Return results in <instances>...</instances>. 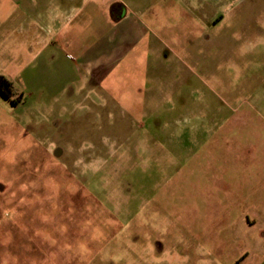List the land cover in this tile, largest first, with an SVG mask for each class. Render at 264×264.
<instances>
[{"label":"rangeland","instance_id":"obj_1","mask_svg":"<svg viewBox=\"0 0 264 264\" xmlns=\"http://www.w3.org/2000/svg\"><path fill=\"white\" fill-rule=\"evenodd\" d=\"M0 77V264H264V0H0Z\"/></svg>","mask_w":264,"mask_h":264},{"label":"crops","instance_id":"obj_2","mask_svg":"<svg viewBox=\"0 0 264 264\" xmlns=\"http://www.w3.org/2000/svg\"><path fill=\"white\" fill-rule=\"evenodd\" d=\"M123 6H124V8H125V10L127 9V6L124 4V3H121ZM111 6H112V3L110 4L109 3V6H108V14L110 15V18H111V20H114V19H112V12H111ZM58 7V6H57ZM56 10V9H55ZM54 9H51V14H49V12L48 13H41L40 14V17L41 18H43V19H45V17H46V19L48 20L49 19V15L51 16L50 17V19H51V21L52 22H54V21H56L57 20V12L55 11ZM125 15H126V12L124 11L123 12V14H122V19L123 18H125ZM70 15L69 14H67V15H65V18H64V20H62L63 21V23L66 25L67 23L69 24V22L71 21L70 20ZM43 22V21H42ZM32 31H35L36 30V28H37V30H38V27L36 26L35 27V25H32ZM65 31L67 32V30L65 29V28H63L62 29V27H58V29H57V33H55V35H57V36H55V37H57V38H60V36H62V37H64L65 36ZM53 38V37H52ZM52 38H51V40H50V42H47V44H49V45H51L50 43H52ZM54 40V39H53ZM91 63H93V62H91ZM90 63V65L92 66V64ZM90 66V68H91V73L92 72H94L95 70H97V69H102V67H104V65H98V66H96V67H91ZM114 68V67H113ZM113 70V69H112ZM114 71V70H113ZM113 71H111V69H109V74H108V76L110 75V74H112L113 73ZM90 73V75L92 76V74ZM107 76V77H108ZM106 77V78H107ZM105 78V79H106ZM105 79H104V81H105ZM101 81V80H100ZM92 82V81H91ZM94 85V84H93ZM97 85V83L95 82V86ZM118 102H120V101H118Z\"/></svg>","mask_w":264,"mask_h":264},{"label":"flooded vegetation","instance_id":"obj_3","mask_svg":"<svg viewBox=\"0 0 264 264\" xmlns=\"http://www.w3.org/2000/svg\"><path fill=\"white\" fill-rule=\"evenodd\" d=\"M113 5H114V4H113ZM115 5H116V4H115ZM115 5H114V9H117L119 13L125 11V8H124V6H123L122 4H118V5H116V6H115Z\"/></svg>","mask_w":264,"mask_h":264},{"label":"trees","instance_id":"obj_4","mask_svg":"<svg viewBox=\"0 0 264 264\" xmlns=\"http://www.w3.org/2000/svg\"><path fill=\"white\" fill-rule=\"evenodd\" d=\"M112 9L114 10V5L112 6ZM2 79L4 80V78L0 77L1 82H2ZM0 89H2V88L0 87ZM2 92L4 93L5 91H2ZM4 94L7 95L6 92Z\"/></svg>","mask_w":264,"mask_h":264}]
</instances>
